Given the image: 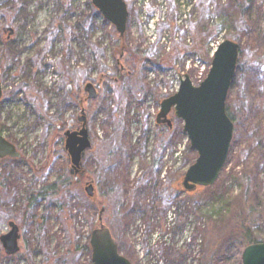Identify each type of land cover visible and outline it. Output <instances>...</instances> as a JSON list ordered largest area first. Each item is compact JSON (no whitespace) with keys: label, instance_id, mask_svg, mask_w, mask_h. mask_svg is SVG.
I'll use <instances>...</instances> for the list:
<instances>
[{"label":"rangeland","instance_id":"374dc122","mask_svg":"<svg viewBox=\"0 0 264 264\" xmlns=\"http://www.w3.org/2000/svg\"><path fill=\"white\" fill-rule=\"evenodd\" d=\"M123 2L120 38L91 0H0V134L19 153L0 161V237L9 223L20 236L0 264H92L100 224L131 264H240L245 233L264 243V0ZM225 40L239 45L227 159L213 186L181 193L196 153L173 113L171 130L155 118ZM81 111L91 147L74 177L63 134Z\"/></svg>","mask_w":264,"mask_h":264},{"label":"water","instance_id":"95a60500","mask_svg":"<svg viewBox=\"0 0 264 264\" xmlns=\"http://www.w3.org/2000/svg\"><path fill=\"white\" fill-rule=\"evenodd\" d=\"M104 20L109 22L119 37L126 31L128 12L123 0H91ZM12 34L10 29H7ZM239 45L225 40L214 52L206 78L199 86H193L188 75L180 80L177 92L164 99L156 116V123L170 125L167 119L170 113L182 122V131L186 135L190 149L196 153L195 162L187 169L179 189L192 193L197 188H209L217 181L227 159L232 140L233 125L226 114L225 101L231 88L237 68ZM99 85L87 83L83 90L88 100L97 97ZM70 92V88H68ZM1 98V89H0ZM81 127L78 131L68 129L64 137V151L70 165V175L77 177L81 161L86 150L90 149L89 131L84 111L78 118ZM19 153L13 145L0 135V160L16 159ZM88 197L93 196L91 184L86 185ZM104 207L99 212L102 220ZM10 231L0 237L4 253L8 257L18 253L19 233L13 223ZM92 264H131L118 252L110 231L102 224L92 231L89 239ZM241 264H264V243H255L245 247L241 254Z\"/></svg>","mask_w":264,"mask_h":264},{"label":"trees","instance_id":"16d2710c","mask_svg":"<svg viewBox=\"0 0 264 264\" xmlns=\"http://www.w3.org/2000/svg\"><path fill=\"white\" fill-rule=\"evenodd\" d=\"M82 26L85 29L87 38L92 37V35L94 33V27L91 26V19L89 21L85 20L83 22ZM159 126H164V125H160V124L157 125V127H159ZM166 127H167L168 130H171L172 129V124L167 125ZM154 168L156 169L155 174L158 175L160 173V166L156 163V164H154ZM179 184H180V182H179ZM44 196H43L42 193H38L37 195L31 194V197L28 199V202L30 201V204H31V202L33 200L37 199L38 197L41 198V197H44ZM244 235H245V240H246V246L251 245V244H255V243H260V242H256L254 239H252L251 236L248 235V233H245ZM240 264H241V260H240Z\"/></svg>","mask_w":264,"mask_h":264},{"label":"flooded vegetation","instance_id":"af4514ba","mask_svg":"<svg viewBox=\"0 0 264 264\" xmlns=\"http://www.w3.org/2000/svg\"><path fill=\"white\" fill-rule=\"evenodd\" d=\"M128 12V11H127ZM127 20H128V18H127ZM0 89H1V83H0ZM0 103H1V98H0ZM80 114H81V112H80ZM86 117V116H85ZM78 118H79V116L76 118V119H74V120H70V121H68L67 122V124H66V130H65V132L68 130V129H70V131L71 132H74V131H78L79 129H80V127H81V124L78 122ZM87 122V121H86ZM87 128H88V126H87ZM88 131H89V129H88ZM64 132V133H65ZM1 135V134H0ZM64 135V134H63ZM2 136V135H1ZM64 138V137H63ZM15 148V147H14ZM64 149V148H63ZM85 154V153H84ZM67 155V154H66ZM84 158V157H83ZM5 160V159H4ZM11 160V159H10ZM0 161H2V160H0ZM82 162V161H81ZM67 163H68V158H67ZM69 164V163H68ZM69 168H70V165H69ZM80 175L81 174H83V171L80 169V173H79ZM10 224V223H9ZM9 226V225H8ZM100 226H101V224H100ZM10 229V228H9ZM10 231V230H9Z\"/></svg>","mask_w":264,"mask_h":264},{"label":"built area","instance_id":"2783aa9c","mask_svg":"<svg viewBox=\"0 0 264 264\" xmlns=\"http://www.w3.org/2000/svg\"><path fill=\"white\" fill-rule=\"evenodd\" d=\"M217 45H218V44H217ZM217 45H216V46H217ZM215 48H216V47H215ZM215 48H214V49H215ZM178 81H179V80H178ZM177 83H178V82H177ZM177 86H178V84H177Z\"/></svg>","mask_w":264,"mask_h":264}]
</instances>
